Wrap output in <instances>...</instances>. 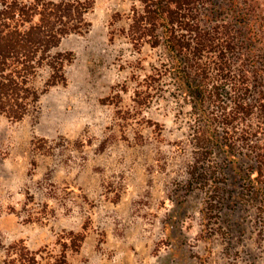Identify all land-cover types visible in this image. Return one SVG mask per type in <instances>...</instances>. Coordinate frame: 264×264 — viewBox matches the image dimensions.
<instances>
[{
    "label": "rangeland",
    "instance_id": "1",
    "mask_svg": "<svg viewBox=\"0 0 264 264\" xmlns=\"http://www.w3.org/2000/svg\"><path fill=\"white\" fill-rule=\"evenodd\" d=\"M76 1L92 7L87 31L53 52L72 55L65 84L43 93L44 68L27 116L0 115V261L23 245L36 264L62 253L67 264H264V185L258 196L247 185L243 144L233 160L217 145L195 147L193 131L217 109H193L170 76L156 75L162 50L131 43L136 0ZM222 17L232 22L228 10ZM258 85L241 98L255 101ZM228 91L220 99L231 107ZM223 129L207 130L218 141ZM207 166L217 170L211 187Z\"/></svg>",
    "mask_w": 264,
    "mask_h": 264
},
{
    "label": "trees",
    "instance_id": "2",
    "mask_svg": "<svg viewBox=\"0 0 264 264\" xmlns=\"http://www.w3.org/2000/svg\"><path fill=\"white\" fill-rule=\"evenodd\" d=\"M136 1L140 9L132 7L127 31L131 43L137 47L145 42L162 50L165 64L156 75L170 76L193 109L206 105L217 109L205 117L204 128L193 131L195 147L209 154L217 145L225 158L233 160L234 146L241 142L243 157L252 162L245 179L258 196L264 185V0ZM91 7L76 0L0 1V115L13 122L27 116L40 96L32 81L44 68L49 76L43 93L65 84L64 67L72 55L53 52L65 37L87 31L84 18ZM227 10L232 22L222 17ZM257 83L255 101L242 99ZM226 89L233 95L228 101L231 107L220 99ZM254 118L258 123L253 131ZM212 124L224 128L218 141L207 130ZM216 171L207 166V177L213 180L210 187L216 184ZM262 200L264 211V192ZM82 241L74 237L68 248L77 253ZM4 250L7 259L0 264H36L23 245ZM54 264H67L65 253Z\"/></svg>",
    "mask_w": 264,
    "mask_h": 264
}]
</instances>
